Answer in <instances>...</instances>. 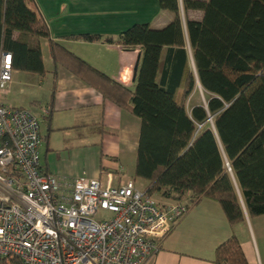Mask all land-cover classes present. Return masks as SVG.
<instances>
[{
  "label": "trees",
  "instance_id": "trees-1",
  "mask_svg": "<svg viewBox=\"0 0 264 264\" xmlns=\"http://www.w3.org/2000/svg\"><path fill=\"white\" fill-rule=\"evenodd\" d=\"M174 13L162 28L136 23L116 39L93 34L72 38L141 47L134 87L124 86L51 39L32 0H0V53L13 70L45 74L38 41L47 42L53 64L93 85L140 119L134 175L145 189L187 208L202 198L217 201L229 224L264 214V0H158ZM181 8L200 9L201 20ZM196 86L205 103L187 107ZM49 118V116H48ZM215 264H249L235 234L220 242ZM0 264H21L16 255Z\"/></svg>",
  "mask_w": 264,
  "mask_h": 264
},
{
  "label": "crops",
  "instance_id": "crops-1",
  "mask_svg": "<svg viewBox=\"0 0 264 264\" xmlns=\"http://www.w3.org/2000/svg\"><path fill=\"white\" fill-rule=\"evenodd\" d=\"M32 4L45 20L51 39L130 89L135 83L133 71L140 46L125 48L71 36L93 34L116 39L133 24L162 28L174 17L158 0H32ZM202 16L200 9L181 8L185 32L186 19L201 20ZM35 41L42 50L45 74L41 77L12 69V81L0 99L38 113L41 170L65 179L85 172L102 182L112 173L114 185L131 180L138 188H145L147 181L134 175L139 117L62 65H57L56 90L50 103L53 64L46 40L33 37ZM126 168L129 176L125 180L121 175ZM159 198L160 205L169 201ZM232 234L239 239L249 264H264V214L250 217L246 212L242 222L231 226L220 204L209 198L188 208L145 264H215L216 246Z\"/></svg>",
  "mask_w": 264,
  "mask_h": 264
},
{
  "label": "built area",
  "instance_id": "built-area-1",
  "mask_svg": "<svg viewBox=\"0 0 264 264\" xmlns=\"http://www.w3.org/2000/svg\"><path fill=\"white\" fill-rule=\"evenodd\" d=\"M12 81L11 55L0 53V93ZM39 117L0 99V256L21 264H145L187 212L160 205L133 181L120 185L41 170ZM99 210L109 216L96 217Z\"/></svg>",
  "mask_w": 264,
  "mask_h": 264
},
{
  "label": "rangeland",
  "instance_id": "rangeland-1",
  "mask_svg": "<svg viewBox=\"0 0 264 264\" xmlns=\"http://www.w3.org/2000/svg\"><path fill=\"white\" fill-rule=\"evenodd\" d=\"M48 60L49 59L47 56V63L49 62ZM206 97H207L206 93H204V91L200 88V86H196L193 93L190 95V97L188 99L187 107L189 108L194 103H205ZM36 114H38V113L36 112ZM121 176H122L121 178H123L125 180L127 179V177L129 176V171H127V168H126V171ZM104 178H105V175L102 176V180H104ZM142 181L139 180V182H142ZM153 196L156 200L160 199L159 198L160 196H158V195H153ZM180 202H184V201H180ZM106 216H109V214H108V212H106L104 210H99L96 214V217H106Z\"/></svg>",
  "mask_w": 264,
  "mask_h": 264
},
{
  "label": "water",
  "instance_id": "water-1",
  "mask_svg": "<svg viewBox=\"0 0 264 264\" xmlns=\"http://www.w3.org/2000/svg\"><path fill=\"white\" fill-rule=\"evenodd\" d=\"M136 67V66H135Z\"/></svg>",
  "mask_w": 264,
  "mask_h": 264
}]
</instances>
